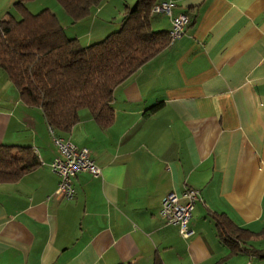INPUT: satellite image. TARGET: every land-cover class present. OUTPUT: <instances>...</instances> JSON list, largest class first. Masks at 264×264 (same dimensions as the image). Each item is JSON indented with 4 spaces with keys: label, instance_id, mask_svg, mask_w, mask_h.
<instances>
[{
    "label": "crops",
    "instance_id": "1",
    "mask_svg": "<svg viewBox=\"0 0 264 264\" xmlns=\"http://www.w3.org/2000/svg\"><path fill=\"white\" fill-rule=\"evenodd\" d=\"M16 1L0 0V20L18 15ZM136 1L104 0L76 22L45 7L87 46L118 30ZM172 1V16L189 18L184 33L114 88L111 121L83 108L70 131H53L100 168L75 175L72 199L54 196L57 149L41 109L0 68V145L30 147L38 159L0 183V264L258 262L242 248L264 249V239L238 241L234 253L216 222L264 228V0ZM149 26L168 32L171 21L153 15ZM185 185L201 197L188 239L159 212L162 193Z\"/></svg>",
    "mask_w": 264,
    "mask_h": 264
},
{
    "label": "trees",
    "instance_id": "2",
    "mask_svg": "<svg viewBox=\"0 0 264 264\" xmlns=\"http://www.w3.org/2000/svg\"><path fill=\"white\" fill-rule=\"evenodd\" d=\"M28 1L17 0L14 10L18 15L0 20V68L22 101L41 109L56 134L70 131L83 108L102 125L108 124L114 88L170 44L167 31H153L149 26L151 7L161 0H137L124 13L118 30L87 46L67 37L47 8L29 12ZM56 1L76 22L104 0ZM37 164L30 147L0 145V183L18 180ZM216 228L220 242L234 253L241 250L234 249L238 241L264 239V228L254 233L218 219ZM250 247L242 251L264 258V249Z\"/></svg>",
    "mask_w": 264,
    "mask_h": 264
},
{
    "label": "built area",
    "instance_id": "3",
    "mask_svg": "<svg viewBox=\"0 0 264 264\" xmlns=\"http://www.w3.org/2000/svg\"><path fill=\"white\" fill-rule=\"evenodd\" d=\"M174 2L161 0L154 3L150 15H166L170 18L171 28L168 31L169 41L172 43L183 33L189 23L187 14L181 13L172 16ZM52 139L57 149L56 156L49 163V167L58 177V183L54 192L57 198L72 199L75 195L73 179L78 172H87L92 176L100 174V168L94 162L86 147H79L60 136H56L51 129ZM183 200V201H182ZM201 200L199 190L184 186L181 194L174 189L167 188L161 197L160 215L166 224L176 225L183 239H188L192 234L189 223L196 202Z\"/></svg>",
    "mask_w": 264,
    "mask_h": 264
},
{
    "label": "rangeland",
    "instance_id": "4",
    "mask_svg": "<svg viewBox=\"0 0 264 264\" xmlns=\"http://www.w3.org/2000/svg\"><path fill=\"white\" fill-rule=\"evenodd\" d=\"M50 4H55L62 9V6L56 0H31V2L26 3L25 7L31 13H38L42 9L46 8L45 6H50ZM255 264H264V258L256 257Z\"/></svg>",
    "mask_w": 264,
    "mask_h": 264
}]
</instances>
